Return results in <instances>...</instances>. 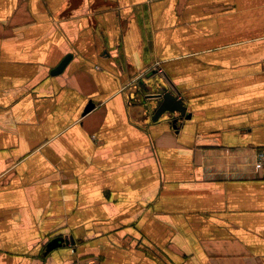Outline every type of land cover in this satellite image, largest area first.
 Listing matches in <instances>:
<instances>
[{
    "label": "crops",
    "instance_id": "crops-1",
    "mask_svg": "<svg viewBox=\"0 0 264 264\" xmlns=\"http://www.w3.org/2000/svg\"><path fill=\"white\" fill-rule=\"evenodd\" d=\"M263 149L264 0H0V264H264Z\"/></svg>",
    "mask_w": 264,
    "mask_h": 264
},
{
    "label": "water",
    "instance_id": "water-1",
    "mask_svg": "<svg viewBox=\"0 0 264 264\" xmlns=\"http://www.w3.org/2000/svg\"><path fill=\"white\" fill-rule=\"evenodd\" d=\"M70 55L66 56V58L60 63V65L55 68L52 73L59 74L61 73L64 68L66 67L67 63L70 60ZM144 102L147 99H155L158 100V105L155 108L153 115L151 116V120L158 121L162 116L169 115V119L171 120L172 128L178 129L179 126L182 125L183 119L190 118V113L187 112V106L182 97L179 96V93L175 90L166 89L161 93H154L151 95L144 94ZM94 102L92 100L89 101L88 105L84 110V114L89 112L94 107ZM67 238L57 237L51 240L47 244L46 253L50 252L52 249L60 246L61 244L66 242Z\"/></svg>",
    "mask_w": 264,
    "mask_h": 264
},
{
    "label": "built area",
    "instance_id": "built-area-1",
    "mask_svg": "<svg viewBox=\"0 0 264 264\" xmlns=\"http://www.w3.org/2000/svg\"><path fill=\"white\" fill-rule=\"evenodd\" d=\"M257 161L259 166H262V168L264 169V149L258 152Z\"/></svg>",
    "mask_w": 264,
    "mask_h": 264
},
{
    "label": "rangeland",
    "instance_id": "rangeland-1",
    "mask_svg": "<svg viewBox=\"0 0 264 264\" xmlns=\"http://www.w3.org/2000/svg\"><path fill=\"white\" fill-rule=\"evenodd\" d=\"M162 69V68H161ZM161 69H160V71H161ZM161 82H162V84L164 85V83H163V80H161ZM164 87H166L165 85L164 86H162V85H156L155 86V89H154V91H153V93L152 92H150V94H154V93H156V94H158V93H161V91H162V89L164 88ZM144 97V96H143ZM141 98V97H140ZM144 101V100H143Z\"/></svg>",
    "mask_w": 264,
    "mask_h": 264
}]
</instances>
